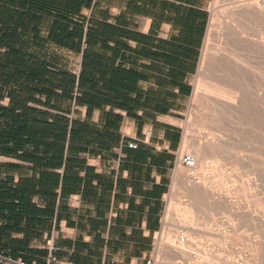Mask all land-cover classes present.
Here are the masks:
<instances>
[{
	"label": "crops",
	"instance_id": "obj_1",
	"mask_svg": "<svg viewBox=\"0 0 264 264\" xmlns=\"http://www.w3.org/2000/svg\"><path fill=\"white\" fill-rule=\"evenodd\" d=\"M211 2L0 0V246L15 260L153 259Z\"/></svg>",
	"mask_w": 264,
	"mask_h": 264
},
{
	"label": "rangeland",
	"instance_id": "obj_2",
	"mask_svg": "<svg viewBox=\"0 0 264 264\" xmlns=\"http://www.w3.org/2000/svg\"><path fill=\"white\" fill-rule=\"evenodd\" d=\"M246 2L210 3L209 29L194 91L182 116L178 158L185 154L195 158L199 148L202 154L197 155L198 166L189 168L178 162L173 171L153 250L155 264H264V104L257 97L264 86V50L253 60L257 68L250 88L254 99L245 113L237 115L223 107L217 95L219 90L233 89L238 63L246 60L249 65L251 52L240 43V35L256 33L264 41V23L243 12ZM260 5L264 6V0ZM203 82L209 91L199 86ZM206 179L216 194L234 196V214L211 208L201 198L198 182ZM169 240L174 245L181 240L182 246L190 245L191 249H185L189 255L174 257L164 247Z\"/></svg>",
	"mask_w": 264,
	"mask_h": 264
},
{
	"label": "bare ground",
	"instance_id": "obj_3",
	"mask_svg": "<svg viewBox=\"0 0 264 264\" xmlns=\"http://www.w3.org/2000/svg\"><path fill=\"white\" fill-rule=\"evenodd\" d=\"M242 9H243V12H247L248 14H252L254 17H256L257 23H259V24L264 23V6L260 5V0H247V2L244 4ZM260 34H262V33L260 32ZM263 35L261 37H263ZM263 39H264V37H263ZM239 41L243 47L249 49L251 52V54H250L251 58L249 59V65H248V63L246 64V60H245V62L243 61V63H241V62H240V64L238 63L237 73L235 76L233 89H231V90H219L217 92V95L220 98H222L221 99V105L223 107L227 108L228 110H232V112L235 111L236 113H238L237 115L245 113V108L248 106L249 102H251L254 99V98L252 99V95H251L252 93H251L250 88L253 84L252 81L254 82V80L256 78L255 73L257 72L256 71L257 68H256V66H254L255 62L253 60L257 58V54L260 51L264 50V41L262 40V38L258 39L256 33H253V34L242 33L240 35ZM261 74L263 75V73H261ZM262 75H261V77H263ZM261 84H264V83L262 82ZM199 86L201 88H203L204 91H206V92L209 91L208 84L203 82V83H200ZM206 95L207 94L205 93L204 96H206ZM257 97H260L261 103L263 102L262 104H264V86H262L261 89L259 88V91L257 93ZM259 105H261V104H259ZM210 147L212 149H214L212 147V145ZM200 154H202L201 148H199L197 151V155L200 156ZM197 155L194 158V166L197 165V162H198V159H197L198 156ZM200 167H203V166H200ZM203 168L202 169L200 168L202 173L205 172V170ZM208 171H210L209 168H208ZM180 175H181V173H180ZM192 175L193 174H189L188 177L194 179V175L193 176ZM203 177H205V176L203 175ZM202 180H203V178H202ZM208 182H209L208 179L204 180L202 183H201V181L198 182V184L199 183L201 184L200 186H198V191H199V194L201 195V198L203 200L207 201L208 205L211 208L213 207V208H217L220 210L226 209L230 213H233V211H235V209H236V202L234 200V196L232 198V196L230 194L229 195H218V194H216L214 190H211L209 188ZM192 183H191V185L194 184V183L193 184ZM186 229L188 230V232L190 231L189 228H186ZM185 241L186 240H184L183 242H185ZM172 242H173L172 240H171V242L169 240L168 242H166L164 244V247L174 257L185 258L186 255H189V253L186 252L185 249H187V248H188V250L191 249L190 245L182 246V244H181L182 240L179 243L177 242L175 245ZM190 257H192V256H190ZM189 259L191 260V258H188V260Z\"/></svg>",
	"mask_w": 264,
	"mask_h": 264
},
{
	"label": "built area",
	"instance_id": "obj_4",
	"mask_svg": "<svg viewBox=\"0 0 264 264\" xmlns=\"http://www.w3.org/2000/svg\"><path fill=\"white\" fill-rule=\"evenodd\" d=\"M129 147L137 148V145L129 144ZM178 162H180L182 165L189 167V168L194 167V157L189 154H185L181 158H178ZM50 248H51V251H53L54 245L51 244ZM50 260H55V258L52 255H50ZM0 264H25V263L21 261H14L10 257L5 256L4 253L0 251ZM147 264H155V260L151 259L147 262Z\"/></svg>",
	"mask_w": 264,
	"mask_h": 264
},
{
	"label": "trees",
	"instance_id": "obj_5",
	"mask_svg": "<svg viewBox=\"0 0 264 264\" xmlns=\"http://www.w3.org/2000/svg\"><path fill=\"white\" fill-rule=\"evenodd\" d=\"M0 251L4 253L5 256L10 257L14 261H17L13 258V249L8 246H0Z\"/></svg>",
	"mask_w": 264,
	"mask_h": 264
}]
</instances>
